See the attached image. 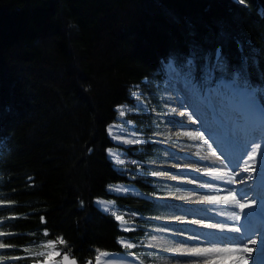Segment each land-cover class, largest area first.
I'll return each mask as SVG.
<instances>
[{"label":"trees","instance_id":"obj_1","mask_svg":"<svg viewBox=\"0 0 264 264\" xmlns=\"http://www.w3.org/2000/svg\"><path fill=\"white\" fill-rule=\"evenodd\" d=\"M262 10L264 0H0V228L11 264L38 260L48 240L84 262L127 251L121 235L139 239L94 203L131 181L107 152L117 105L132 85L164 78L171 59L195 82L239 72L264 88ZM116 200L142 222L162 204Z\"/></svg>","mask_w":264,"mask_h":264},{"label":"rangeland","instance_id":"obj_2","mask_svg":"<svg viewBox=\"0 0 264 264\" xmlns=\"http://www.w3.org/2000/svg\"><path fill=\"white\" fill-rule=\"evenodd\" d=\"M168 71L170 73H168ZM168 71L166 67L167 74L164 77H167V75L168 77L165 80L156 81L146 79L142 84L133 85L131 90L133 101H127L124 102V104L117 105L118 119L113 122V125H115L116 128L121 126V128L118 127L114 129L115 127L110 128V126H108L109 136L110 138L112 137V141L115 144L112 148H116L113 149L116 151H113L116 153V160L114 157L111 158L114 166L119 171L126 173L132 182L129 184L135 185L136 182L134 181L136 179H143V181H146L153 187L155 193L153 192V194H150L142 190L143 193H145L144 195L148 198L156 196L157 199L162 202L159 207L160 211L156 213L157 216L150 215L151 218H146L144 223H140L135 218H132L131 214L128 213L126 209H122L119 212L122 222H130V226L125 224L128 230H130L133 225L137 227L135 230L138 231H140V226L144 227V234L139 240L128 237L133 245L123 243L122 239H120L121 237L118 239L119 243L127 249V251L131 252L129 254L135 253L142 258L144 264H180V258L178 256L180 252L169 251V249H181L184 244L183 241L189 237L196 236V231L191 226L172 222L177 215H186L188 213L184 203L191 199L188 193L190 190L187 182L193 179V171L184 166H180L178 162L188 158L189 153L186 152V146L194 149V147L204 139V135L200 132L196 137L187 136V132L193 130V127L189 125L187 115V110H190V108L185 100L186 95L180 87L181 84H179L184 81L179 83L178 81L183 78L187 81L191 80L193 84L200 87L205 95L210 91H215L217 88L223 90L225 94L228 93L230 95L228 86L223 84L222 81L232 78H234L232 80H235L236 78L223 77L216 79L214 72H212L207 76V80L203 84L195 82L187 72L182 73L181 71L183 75L178 73L179 80L173 78L171 74H174L171 72L170 65ZM232 82L233 81L228 82V85ZM259 94L260 93H258V95ZM211 97H213L215 103H221L220 97ZM115 130L118 131L115 132ZM201 135L203 139L200 138ZM126 136L133 139H129V144L122 139ZM142 137H144V139ZM147 143L153 144V153H146L148 148ZM139 153L146 155L144 158L139 159L135 156ZM110 155H114L112 151H110ZM221 155H224V152H221ZM231 160L234 161L233 158H231ZM195 162H201V158L198 156ZM251 179L257 181L258 177L254 176ZM227 188L230 190V183H228ZM127 195L138 196L135 193H129ZM170 196L179 197V199L176 202H170L164 199ZM236 196L238 195L236 194ZM119 214H117V219ZM138 215L143 217L142 214ZM188 216L191 217H188L190 220L197 219L196 213H188ZM201 223H203V221H201ZM121 227L125 228L124 224ZM2 233L0 228V264H11L10 259L14 257H7L4 254L3 249L5 246L1 241ZM158 236L162 239L161 243L155 247H150ZM235 246L240 247V245ZM58 254L59 252L56 251V248L44 246L40 252L36 253L38 258H40H37L38 260L31 264H45L46 261H53L56 264H61ZM245 257L251 258L252 255L245 254ZM95 264L101 263L96 262Z\"/></svg>","mask_w":264,"mask_h":264},{"label":"bare ground","instance_id":"obj_3","mask_svg":"<svg viewBox=\"0 0 264 264\" xmlns=\"http://www.w3.org/2000/svg\"><path fill=\"white\" fill-rule=\"evenodd\" d=\"M168 65L171 66V72L174 74H171V76L179 80L178 67L172 61H170ZM146 79L147 78H145L144 80ZM232 79L223 80L222 83L228 86V82L233 81ZM181 81L184 82L179 83ZM178 83L181 84L180 87L186 95L185 100L187 101V105L190 108V110H187V115L189 125L193 127V130L188 131L187 136L196 137L199 132L204 135L203 141H200V143L196 145L194 149L186 146V152L189 153V156L188 158H186V160H180L178 162L180 166H184L193 171V179L187 182L190 190L188 191V193L190 194V198L192 200L190 199L184 204L185 208H187L188 213H196L197 216V219L190 220L191 217L188 216L187 213L186 215H177V217L172 220V222H175V224L191 226L196 231L195 237H189L188 239L183 241L184 244L181 247V250H188L193 247L205 248L212 246L222 248H239L244 249V252L242 251L239 253H233V257L243 256L246 264H258L257 257L259 255H264V253L260 252V235L261 233H264V222L257 219L254 214L256 212H261L262 215H264V187H262L261 185L264 184V165H261L260 163V155L264 154V144L261 145L259 151L257 152L256 159L249 160L248 156L252 155L251 152L248 153V156H245L243 154L245 151L243 145L239 146V149L233 148L229 145L228 141L225 138V133L231 128L232 118V113L227 107L226 102L221 101V103H215L213 97L208 94L205 95V93L197 85V93H194L189 84V81L184 78L180 79ZM225 95L229 94L226 93ZM116 119H118V116H116ZM108 126H110V128L115 127L114 129H117L118 127L121 128V126H118L116 128V126L113 125V122ZM117 131L118 130H115V132ZM142 138L144 139V137ZM122 139L125 140L124 142H126L127 144H129V139L133 140L128 136ZM114 146L115 144L111 147H108L107 152L110 159L114 157V159L116 160V151L113 150L116 148H112ZM109 150L112 151V153L114 154L113 156L110 155ZM214 152L215 155L213 154ZM221 152H224V155H221ZM198 156L201 158V162L196 163L195 159H197ZM222 157H227V160H224L223 163L221 159ZM231 158H233L234 161H232ZM242 160L244 161V163H241ZM246 165L254 167L256 171L244 172L243 168ZM242 176H250L252 178L256 176L258 177V180L254 181L253 179H248L245 184L240 182ZM214 177H223V179H214ZM233 178L235 179L236 183H230V189L235 190V193L238 195L236 196L238 200L241 196V190L246 186H252L255 189L254 191L249 193V197L247 198L248 206L243 210L237 207L234 203L225 204L223 202H212L215 200L223 201L224 199L231 200V195L229 192V188H227V185ZM129 183L132 182L119 181L110 183L108 191L111 192L113 196L109 197V199H107V197L95 198V205L102 211L111 213L117 220V214H119V212L123 209L122 207H120L116 200L117 196H128L127 194L129 193H135L137 195L145 194L139 188L140 186L138 187L137 184L132 185ZM164 199L170 202H176L178 201L179 197L170 196L165 197ZM241 203H244V201H241ZM233 212L239 214V220H233L229 218ZM138 217L139 216H136L134 218L140 223L145 222L140 221ZM188 217L190 218L188 219ZM246 219H249V221L245 222ZM201 221H203V223H201ZM127 224L128 223H126V225ZM126 225L124 224L125 228ZM208 225H219L224 228V231H220L219 227L211 228L208 227ZM233 227H240V233L229 231V229ZM132 228L136 229L137 227H134L133 225ZM139 228L140 231L144 232V227L140 226ZM234 238L246 240L248 241V243L245 245L235 242H225L226 240H232ZM120 239H122V242L125 244L133 245L130 238H128L127 236L121 237ZM161 240L162 239L158 236V238H156L153 242V245H150V247L159 245L161 243ZM251 240H256V244H252ZM235 245H240V247H236ZM245 254H250L252 255V257L246 258ZM109 255L110 254L108 253H101L97 255L96 262H99L101 264H144L142 258L135 253L128 255H125L123 253L116 254V257L119 259L118 261L108 260ZM178 256L180 258V264H185V262L188 261L199 262L204 259L201 257L181 254V252ZM45 264L56 263L53 261H46ZM214 264H235V261L233 258L219 259L216 260Z\"/></svg>","mask_w":264,"mask_h":264},{"label":"snow or ice","instance_id":"obj_4","mask_svg":"<svg viewBox=\"0 0 264 264\" xmlns=\"http://www.w3.org/2000/svg\"><path fill=\"white\" fill-rule=\"evenodd\" d=\"M238 3H242L243 0H237ZM262 15H264V10H262ZM216 60L217 65L219 66L221 63H225V58L221 54V49L216 50ZM191 64L192 61H189ZM189 84L194 93H197V86L191 83L189 80ZM230 90V95H225L224 92L220 89H216L215 91H210L208 95L210 96H219L222 102H226L227 107L232 113L231 118V128L225 133V138L228 141L229 145L233 148L239 149V146L243 145L245 148L244 155L248 156V153L251 152L252 155L248 156L249 160H255L257 152L259 151L262 144H264V88L261 87H253L251 82L246 79L242 80V74L236 73V78L233 82L228 85ZM258 93H260L258 95ZM203 139V136H200ZM215 155V152L213 153ZM222 163L224 160H227V157H222ZM241 163H244L242 160ZM260 163L264 165V154L260 155ZM244 172H254L256 169L254 167L245 166L243 168ZM252 177H241L240 182L245 183L248 179ZM214 179H223V177H214ZM229 183H236L235 179L229 181ZM203 186V185H202ZM255 189L252 186H246L241 190V196L238 200L236 198L235 190L230 189L231 200L224 199L223 201L215 200L213 203H234L237 207L243 210L248 206V197L249 193L254 191ZM244 201V203H241ZM254 203V200H253ZM233 220H239V214L233 212L230 217ZM211 228H220V231H224V228L219 225H208ZM242 227V226H241ZM229 231L240 233V227H233L229 229ZM251 239V238H249ZM228 243H240L247 244L248 241L243 239H232L226 240ZM211 243V242H209ZM252 244H256V240H251ZM169 251L173 252H181V254L191 255L195 257L204 258L199 262H185V264H214L216 260L219 259H229L233 258L235 264H246L243 256H235L233 257V253H239L244 251V249L239 248H227V247H205V248H197L193 247L188 250H181L178 248L169 249ZM260 252L264 253V233L260 235ZM67 261V256L64 257Z\"/></svg>","mask_w":264,"mask_h":264},{"label":"water","instance_id":"obj_5","mask_svg":"<svg viewBox=\"0 0 264 264\" xmlns=\"http://www.w3.org/2000/svg\"><path fill=\"white\" fill-rule=\"evenodd\" d=\"M141 196H145L144 194H140ZM104 253L110 254L108 256V260H114L118 261L119 259L116 257V254H121L122 252H114V251H106ZM67 256V261L64 259V257ZM61 264H94L93 258H88L86 261L81 262L78 257L75 255H72L70 251H64L61 255Z\"/></svg>","mask_w":264,"mask_h":264}]
</instances>
